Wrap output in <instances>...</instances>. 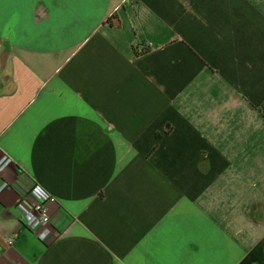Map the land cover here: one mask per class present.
Wrapping results in <instances>:
<instances>
[{
	"label": "crops",
	"instance_id": "crops-1",
	"mask_svg": "<svg viewBox=\"0 0 264 264\" xmlns=\"http://www.w3.org/2000/svg\"><path fill=\"white\" fill-rule=\"evenodd\" d=\"M3 155L0 264H264V0L5 2Z\"/></svg>",
	"mask_w": 264,
	"mask_h": 264
},
{
	"label": "built area",
	"instance_id": "built-area-1",
	"mask_svg": "<svg viewBox=\"0 0 264 264\" xmlns=\"http://www.w3.org/2000/svg\"><path fill=\"white\" fill-rule=\"evenodd\" d=\"M10 162V158L3 155L0 158V171ZM5 184L0 186V190ZM31 199V200H30ZM56 203V199L47 192L41 185L35 183L29 190L26 197L17 201V208L20 211V223L28 231L34 233L40 240L50 235V206ZM8 246L12 245L13 238H7Z\"/></svg>",
	"mask_w": 264,
	"mask_h": 264
},
{
	"label": "trees",
	"instance_id": "trees-1",
	"mask_svg": "<svg viewBox=\"0 0 264 264\" xmlns=\"http://www.w3.org/2000/svg\"><path fill=\"white\" fill-rule=\"evenodd\" d=\"M150 50H151V46L150 45H146V44H139V45L133 47V52H134V55L136 57L143 56V55L149 53ZM261 108L262 107H260V109ZM169 128L170 127H166V129L164 131V134H168ZM156 137H159V134H156Z\"/></svg>",
	"mask_w": 264,
	"mask_h": 264
},
{
	"label": "snow or ice",
	"instance_id": "snow-or-ice-1",
	"mask_svg": "<svg viewBox=\"0 0 264 264\" xmlns=\"http://www.w3.org/2000/svg\"><path fill=\"white\" fill-rule=\"evenodd\" d=\"M5 2H10V0H0V11H2Z\"/></svg>",
	"mask_w": 264,
	"mask_h": 264
}]
</instances>
